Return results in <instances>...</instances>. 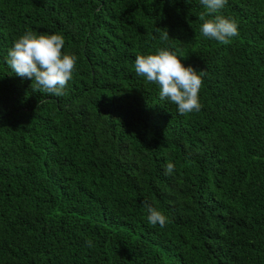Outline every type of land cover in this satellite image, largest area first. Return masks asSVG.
<instances>
[{"label": "trees", "instance_id": "trees-1", "mask_svg": "<svg viewBox=\"0 0 264 264\" xmlns=\"http://www.w3.org/2000/svg\"><path fill=\"white\" fill-rule=\"evenodd\" d=\"M203 12L0 0V264H264V0H228L227 45L202 36ZM26 31L62 34L77 57L63 95L7 65ZM161 47L202 70L199 112L180 115L136 74V55Z\"/></svg>", "mask_w": 264, "mask_h": 264}, {"label": "clouds", "instance_id": "clouds-1", "mask_svg": "<svg viewBox=\"0 0 264 264\" xmlns=\"http://www.w3.org/2000/svg\"><path fill=\"white\" fill-rule=\"evenodd\" d=\"M199 2L205 9L200 15L203 37L227 45L239 35L237 22L221 14L228 0ZM168 37V32L164 31L161 39ZM64 44L62 34L26 31L8 50L6 63L16 75L31 79L34 91L61 96L68 82L73 79L77 61L74 54L62 51ZM134 69L146 83L158 85L160 99L175 104L180 115L201 110L199 92L203 84V72L191 65L185 66L175 51L161 47L147 55L137 54ZM174 169V163L169 160L165 165V173L171 174ZM144 207L150 225L166 226L168 217L162 211L147 201ZM87 243L89 247L92 246L91 241Z\"/></svg>", "mask_w": 264, "mask_h": 264}]
</instances>
